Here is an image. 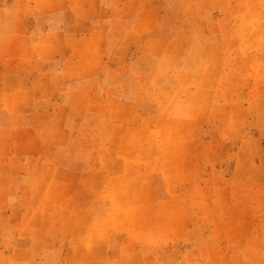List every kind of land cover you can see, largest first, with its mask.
<instances>
[{"label":"rangeland","instance_id":"rangeland-1","mask_svg":"<svg viewBox=\"0 0 264 264\" xmlns=\"http://www.w3.org/2000/svg\"><path fill=\"white\" fill-rule=\"evenodd\" d=\"M0 264H264V0H0Z\"/></svg>","mask_w":264,"mask_h":264},{"label":"crops","instance_id":"crops-1","mask_svg":"<svg viewBox=\"0 0 264 264\" xmlns=\"http://www.w3.org/2000/svg\"><path fill=\"white\" fill-rule=\"evenodd\" d=\"M83 9H85V11H87V12H90V10H92V7L91 6L83 7L80 10H83ZM77 20H81V18L79 17V19H77ZM48 37H50L51 42L49 45H45L43 47H45L48 51H50V53H51L50 56H55V54H58V45L55 42L52 43V37L53 36H40V38H42L43 40L47 39ZM81 38H83V36Z\"/></svg>","mask_w":264,"mask_h":264}]
</instances>
